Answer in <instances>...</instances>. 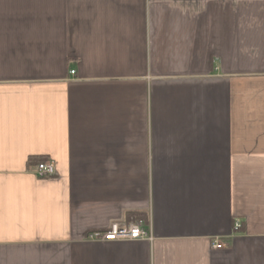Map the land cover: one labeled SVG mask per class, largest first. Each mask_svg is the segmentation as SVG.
<instances>
[{"label": "crops", "instance_id": "0c3cea01", "mask_svg": "<svg viewBox=\"0 0 264 264\" xmlns=\"http://www.w3.org/2000/svg\"><path fill=\"white\" fill-rule=\"evenodd\" d=\"M0 264H264V0H0Z\"/></svg>", "mask_w": 264, "mask_h": 264}, {"label": "built area", "instance_id": "2783aa9c", "mask_svg": "<svg viewBox=\"0 0 264 264\" xmlns=\"http://www.w3.org/2000/svg\"><path fill=\"white\" fill-rule=\"evenodd\" d=\"M74 74L75 71H72ZM36 175L41 179L50 178L56 175V167L52 160L46 159L36 164ZM240 223H236L235 227L239 228ZM88 239L91 241H142V240H154V236L151 231L145 226L144 220H135L128 224H121L119 222H113L105 230L92 232L88 235ZM221 246L216 242L215 247Z\"/></svg>", "mask_w": 264, "mask_h": 264}, {"label": "trees", "instance_id": "16d2710c", "mask_svg": "<svg viewBox=\"0 0 264 264\" xmlns=\"http://www.w3.org/2000/svg\"><path fill=\"white\" fill-rule=\"evenodd\" d=\"M47 158H45V157H38V158H30L29 159V162H35L36 164H38L39 162H41V161H44V160H46ZM144 220V221H146V219H145V217H137V219L136 220Z\"/></svg>", "mask_w": 264, "mask_h": 264}]
</instances>
